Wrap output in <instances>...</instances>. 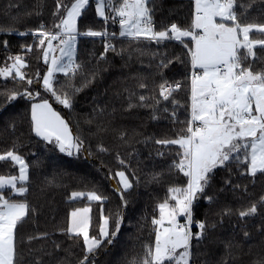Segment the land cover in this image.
Returning <instances> with one entry per match:
<instances>
[{
  "label": "snow or ice",
  "instance_id": "snow-or-ice-1",
  "mask_svg": "<svg viewBox=\"0 0 264 264\" xmlns=\"http://www.w3.org/2000/svg\"><path fill=\"white\" fill-rule=\"evenodd\" d=\"M154 3L155 0H95V16L105 27L100 31L85 27L81 32L79 22L86 16L90 0H57L56 11L53 12L57 22L53 23L52 29L40 24L35 30L18 33L22 37H33L36 43L21 47L26 52H31L33 47L38 48L47 67L43 74L37 72L34 78L28 77L24 71L28 67L27 61L20 54L8 55L4 66L0 67V77L5 83L11 80L14 85H26L22 90L13 86L0 92V129L15 136L13 146L0 153V162L18 169L15 175L0 174V264H29L22 253L24 242L18 241V230L30 213L37 211L30 206L26 195L30 168L39 166L41 161L36 159L30 163L19 151L23 140L22 135H16L18 123L30 113V132L44 143L46 152L57 159L59 154L78 158L82 151H88L84 140L73 135L70 122L50 101L69 113L73 110L76 96L91 82L85 80L80 86L75 83L82 67L76 61L77 38L99 37L104 40V53L116 52L110 41L117 38V33H109V22L118 23L119 37L129 42L161 45L175 41L182 45L186 52L176 59L186 68L185 82L190 101L185 106V119L179 121L183 127L175 138L150 136L145 139V143L159 146L157 156L170 157L166 171L154 172L149 181L166 184V192L153 209L151 235L154 240L144 244L142 254L127 264H194V248L206 238L209 230L216 228L217 223H223L225 216L232 215L230 208L216 213L218 221H210L207 213L204 219H197L195 215L201 198L206 199L209 205L215 203L209 189L218 172L228 173L223 183L233 190L241 187L233 183V173L253 181L258 175L264 177V68L257 71L253 67L259 59L258 53H264V22H244L242 19L253 3L245 8L243 4L238 5V0H193L186 27L172 22L159 29L153 18ZM241 8L245 10L239 11ZM261 15L264 16V9H261ZM13 34L17 33L0 28V35ZM2 45L7 51L9 41L3 40ZM104 53L101 59H104ZM172 63L173 60L166 55L160 58L157 67L161 70L158 73L161 82L157 84V94L139 95V104L130 103L129 109L150 108L151 119L158 120L159 113H168L167 105L171 104L170 117L173 122L178 121L176 109L180 102L174 98V93L185 85L180 81L170 83L164 78L163 70ZM57 74H63L70 82L57 87ZM95 76L93 73L92 81ZM148 87L146 82L139 83L141 89ZM134 95L130 93V98ZM20 100L30 106L25 109V116L12 112L15 102ZM125 137L126 133H121V139ZM160 149L169 151L166 153ZM99 151L107 149L101 146ZM117 159L122 170H109L107 178L115 181L121 211L111 216L104 214L103 205L108 197L103 192L74 191L71 194L73 200L84 198L89 204L98 202L100 205V222L95 234L91 233L90 206L75 208L70 213L64 234L80 244L81 256L77 257L75 264H100V254L115 243L121 232L125 221L123 210L127 209L128 196L139 186L140 178L134 171H127L130 165L124 159L119 156ZM260 208H264V196L246 209L239 210L238 216L246 220L256 216ZM244 235L249 233L245 231ZM46 236H30L28 243ZM54 247L61 250L60 244ZM227 247L231 248V245ZM31 264L45 262L37 257ZM58 264L73 262L65 258ZM253 264H264V255Z\"/></svg>",
  "mask_w": 264,
  "mask_h": 264
},
{
  "label": "trees",
  "instance_id": "trees-1",
  "mask_svg": "<svg viewBox=\"0 0 264 264\" xmlns=\"http://www.w3.org/2000/svg\"><path fill=\"white\" fill-rule=\"evenodd\" d=\"M57 0H0V28L11 29L17 34L0 35V67H3L8 55L20 54L27 61L28 67L24 69L28 77H35L37 72L43 74L46 65L43 62L41 51L33 47L26 52L21 45L36 43L31 35L20 36L19 32H29L44 24L52 29L54 22L53 12L56 11ZM68 2V0H64ZM253 3L252 8H247ZM247 8L244 22H264L261 9H264V0H238V5ZM193 0H155L154 21L156 27L162 28L172 22L187 26ZM95 0H90V7L86 16L79 22L80 31L85 27L94 30H103L105 25L99 17L95 16ZM241 8L239 11L243 12ZM31 13V15H29ZM39 13V14H38ZM109 32H116L117 38L112 40L116 52L104 53V41L97 38L79 36L76 43V61L81 64L75 83L80 86L85 80L87 83L75 98L73 110L55 104L53 107L70 122L73 135L84 140L87 157L82 151L79 157H68L59 154V158L47 153L44 143L30 132V113L18 123L16 135H22L23 147L19 151L31 163L36 159L41 161L39 166L30 168L29 191L26 199L36 212L30 213L18 230V241H23L22 253L31 264L32 259L41 258L45 264H58L67 258L75 264L77 257L81 256L79 243L69 240L64 234L68 227L69 216L72 210L81 207H91L92 228L95 234L100 222V205L98 202L89 204L87 199L73 200L74 191L88 192L97 190L103 192L108 200L103 205L105 215H114L121 211L119 195L111 186L107 178L109 170H122L117 156L124 159L130 167L129 173L135 172L140 178V184L128 196L129 204L124 209L125 221L115 243L105 249L99 256L100 264H127L142 254V246L154 240L151 218L155 205L163 198L166 184L150 183L154 172L166 171L170 161L169 156L161 158L156 152L159 146L154 143H145L146 137L175 138L183 127L179 121L185 119V106L189 91L185 82L186 68L176 58L183 57L186 49L178 42H165L161 45L153 43L129 42L120 38L119 25L109 22ZM3 40L9 41L6 51L2 45ZM121 50H123L121 52ZM104 53V59L101 54ZM119 53V54H118ZM157 55H153V54ZM173 60L168 69L163 70L165 79L169 82L180 81L185 86L174 93V98L180 102L176 109L178 121L173 122L170 113L173 109L168 104V113L160 112V119H151V109L133 107L129 104H139V95L153 96L158 92L157 84L161 82L158 73L161 71L157 65L163 56ZM259 59L253 65L255 70L264 68V53H258ZM95 80L92 81V74ZM61 84L70 81L63 74H57ZM140 82H146L148 89L139 88ZM18 87L22 84L7 83L0 77V92L5 87ZM42 95L47 97V94ZM130 93H135L131 96ZM2 99V97H0ZM149 103H153L149 101ZM28 106L24 101L15 102L13 113L25 116ZM163 107V105L161 106ZM90 121V123H89ZM121 133H126L121 139ZM15 136L0 129V153L13 146ZM103 147L107 151L100 152ZM166 153L168 149H160ZM89 152L91 154H89ZM35 154V155H33ZM52 160H55L53 163ZM0 174H18V169L0 162ZM133 178L134 177H130ZM228 173L219 171L209 195L215 197V203L209 205L206 199L201 198L196 209V218L204 219L207 213L210 221H218L216 213L221 209H232L231 216H225L223 223H217L214 230H209L206 238L194 248V264H253L261 255H264V208H260L254 217L241 220L239 210L246 209L251 203L259 201L264 196V177H241L233 173V183L241 187L235 190L223 183ZM246 187V191L244 190ZM223 189V190H221ZM158 215V213H157ZM182 221V219H181ZM196 231L197 229H193ZM249 233L248 236L244 232ZM46 238L34 239L28 243V237ZM82 242V241H81ZM55 244L61 245L57 251ZM231 245V248L227 247ZM31 250V253L29 252ZM74 253V255H70Z\"/></svg>",
  "mask_w": 264,
  "mask_h": 264
},
{
  "label": "water",
  "instance_id": "water-1",
  "mask_svg": "<svg viewBox=\"0 0 264 264\" xmlns=\"http://www.w3.org/2000/svg\"><path fill=\"white\" fill-rule=\"evenodd\" d=\"M83 152H84V155L87 157V152L86 151H83ZM110 183H111V186L114 188L115 181H110Z\"/></svg>",
  "mask_w": 264,
  "mask_h": 264
},
{
  "label": "rangeland",
  "instance_id": "rangeland-1",
  "mask_svg": "<svg viewBox=\"0 0 264 264\" xmlns=\"http://www.w3.org/2000/svg\"><path fill=\"white\" fill-rule=\"evenodd\" d=\"M56 55H59V52H57V53H56ZM257 62H258V61H257ZM181 219H182V221H181V222H183V218H181Z\"/></svg>",
  "mask_w": 264,
  "mask_h": 264
},
{
  "label": "built area",
  "instance_id": "built-area-1",
  "mask_svg": "<svg viewBox=\"0 0 264 264\" xmlns=\"http://www.w3.org/2000/svg\"><path fill=\"white\" fill-rule=\"evenodd\" d=\"M109 33H111V32H109ZM103 41H104V40H103ZM54 43H55V42H54ZM110 43L114 44L112 40L110 41Z\"/></svg>",
  "mask_w": 264,
  "mask_h": 264
},
{
  "label": "crops",
  "instance_id": "crops-1",
  "mask_svg": "<svg viewBox=\"0 0 264 264\" xmlns=\"http://www.w3.org/2000/svg\"><path fill=\"white\" fill-rule=\"evenodd\" d=\"M86 207V206H85ZM70 217V216H69Z\"/></svg>",
  "mask_w": 264,
  "mask_h": 264
}]
</instances>
